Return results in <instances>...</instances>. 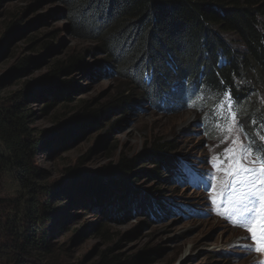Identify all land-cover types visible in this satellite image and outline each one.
I'll return each mask as SVG.
<instances>
[{"label":"rangeland","instance_id":"1","mask_svg":"<svg viewBox=\"0 0 264 264\" xmlns=\"http://www.w3.org/2000/svg\"><path fill=\"white\" fill-rule=\"evenodd\" d=\"M64 10L58 0H0V100L7 102L20 89L42 79L50 86L43 98L50 101L55 90L51 87L56 84L50 83L46 76L50 66L78 53L84 55L87 71L76 70L64 78H74L73 98L80 105L88 103L98 107L128 93L127 89L132 90L115 67H106L96 41L72 31ZM14 19H19L20 25L10 34L9 26ZM28 57L32 58L31 63L23 64L27 67L20 72L17 67ZM178 93L174 90L167 96L168 101L160 98L156 103L144 95L137 96L135 102L129 101L121 109L102 114L99 125L92 124L84 130L76 128L71 138L63 141H58L66 130L62 124L68 113L79 105L64 102L57 105V99L55 105L43 110L45 102L30 98L24 103V110L31 113L30 122L36 136H50L35 160L46 178L43 184L47 182L48 187L59 188L44 198V206L49 201V211L55 209V212L41 224L46 241L56 246L60 261L96 264L104 251L109 257L125 258L142 253L138 264H259L264 261V251L256 250L248 231L234 226L227 218L230 213L232 220L240 217L243 209L237 202L239 193L245 189L237 187L235 193L226 190L229 177L208 162L229 146L239 155L240 141L246 144L249 139L245 128L242 131L237 128L231 134L221 131L228 123V97L209 110L213 104L203 103V94L201 100L194 97L188 101L183 97L186 101L183 104L181 99L172 100ZM190 104L194 107H189ZM114 122L116 125L112 127ZM254 132L257 138L264 135L259 127ZM226 135L230 139L225 142ZM231 138L237 139L235 145ZM156 142H170L175 147L171 152L176 162L172 163L173 170L157 167L149 156ZM122 157H139L140 161L128 173H119L115 168ZM191 174L207 180V189L196 187L190 180ZM99 179L110 186L119 184L129 192L123 203H112V200H124L125 193L109 199L111 207L118 208L117 214L103 211L109 203L104 198L96 200L91 189H79L80 185ZM16 194L10 178L3 177L0 195L16 198ZM144 200L153 208V216L148 213L149 208L139 206ZM5 204H0L3 212L0 243L11 241L3 234L13 205ZM150 250L157 251L151 261L146 253ZM8 258L1 254L0 264H8Z\"/></svg>","mask_w":264,"mask_h":264},{"label":"trees","instance_id":"2","mask_svg":"<svg viewBox=\"0 0 264 264\" xmlns=\"http://www.w3.org/2000/svg\"><path fill=\"white\" fill-rule=\"evenodd\" d=\"M58 1L65 7L72 31L96 41L106 67H115L132 90L127 89L128 93L98 107L80 105L73 98L74 78H64L76 70L87 71L84 55L78 53L50 66L46 76L50 83H56L51 87L55 90L50 101L43 98L50 86L42 79L20 89L7 102L0 100V183L8 176L17 193L16 198L0 195V204L13 205L3 234L11 241L0 243V255L9 257L8 264H75L60 261L56 246L45 239L41 222L45 217L51 219L55 209L49 211L50 202H45L48 203L45 207L44 198L59 188L48 187L47 182L43 184L46 178L37 167L35 159L50 136H36L31 113L24 110L28 99L45 102L43 110L55 105L57 99V105L61 102L79 105L65 118L62 125L66 130L58 141L71 138L76 128L84 130L89 125H99L102 114L121 109L129 101L135 102L137 96L144 95L156 103L160 98L168 101L167 96L174 90L179 93L172 100L181 99L183 104L197 96L201 100L203 94L202 102L213 104L209 110L226 100V96L218 95L219 91L231 92L238 97L239 106L234 110L244 120L247 135H257L254 129L258 127L264 133V0ZM19 25L20 20L14 19L9 33ZM31 61L28 57L17 68L24 72L27 65L23 64ZM115 125L116 122L112 127ZM173 150L176 149L170 142H156L148 153L157 167L169 171L173 170L172 163H176L171 156ZM139 161V157H122L115 171L126 174ZM79 189H91L96 200L104 198L109 207L103 211L113 215L118 213V208L113 209L109 199L125 193L124 200H112L120 204L130 196L119 184L110 186L101 179L80 185ZM129 199L131 203L132 197ZM139 206L150 207L146 200ZM149 209L153 216V208ZM109 214H106L108 218ZM156 252H146L149 261ZM140 255L109 257L104 251L96 264H138Z\"/></svg>","mask_w":264,"mask_h":264},{"label":"snow or ice","instance_id":"3","mask_svg":"<svg viewBox=\"0 0 264 264\" xmlns=\"http://www.w3.org/2000/svg\"><path fill=\"white\" fill-rule=\"evenodd\" d=\"M218 95L228 97V123L221 131L229 134L237 128L242 131L244 120L238 119L239 114L234 110L239 106L238 97L224 90L219 91ZM220 106L223 107L224 105ZM189 107H194V105L190 104ZM252 123L257 122L253 121ZM229 139V135L224 137L225 142ZM231 143L235 145L237 139L231 138ZM248 157L254 158L248 159ZM208 162L212 164L213 169L229 177L226 190L235 193L237 187L245 189L239 193V201L237 202V206L243 209L240 217L237 220H232L230 213L227 218L234 226L244 227L248 231L251 240L256 244L257 251H264V135H260L258 138L256 135H251L246 144L240 141L239 155L234 147L229 146L224 148L222 153H217L214 158L209 159ZM257 164L259 167L256 166ZM209 183L211 184V181ZM253 213H255L254 218L252 217ZM250 219L251 222L249 223ZM244 247H250V245ZM259 264H264V261L259 262Z\"/></svg>","mask_w":264,"mask_h":264}]
</instances>
